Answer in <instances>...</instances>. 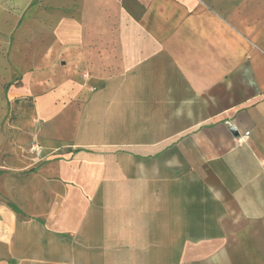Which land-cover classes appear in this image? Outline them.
<instances>
[{
    "label": "crops",
    "instance_id": "obj_1",
    "mask_svg": "<svg viewBox=\"0 0 264 264\" xmlns=\"http://www.w3.org/2000/svg\"><path fill=\"white\" fill-rule=\"evenodd\" d=\"M33 3L52 153L0 204V264H264V0Z\"/></svg>",
    "mask_w": 264,
    "mask_h": 264
},
{
    "label": "rangeland",
    "instance_id": "obj_2",
    "mask_svg": "<svg viewBox=\"0 0 264 264\" xmlns=\"http://www.w3.org/2000/svg\"><path fill=\"white\" fill-rule=\"evenodd\" d=\"M196 1L221 12L238 2ZM34 7L33 0H0V204L19 202L37 188V180L29 175L28 148L35 138L36 121L27 87L37 85L46 74L41 71L46 58L53 57L60 65L57 50H47L54 43L52 25L40 22L32 13ZM55 75L53 68L48 76Z\"/></svg>",
    "mask_w": 264,
    "mask_h": 264
},
{
    "label": "built area",
    "instance_id": "obj_3",
    "mask_svg": "<svg viewBox=\"0 0 264 264\" xmlns=\"http://www.w3.org/2000/svg\"><path fill=\"white\" fill-rule=\"evenodd\" d=\"M247 134L248 132H246L244 136ZM240 139H242V137ZM28 151L31 157L36 161H41L45 159L50 153H52V152H45V148L37 141H34L29 145Z\"/></svg>",
    "mask_w": 264,
    "mask_h": 264
},
{
    "label": "water",
    "instance_id": "obj_4",
    "mask_svg": "<svg viewBox=\"0 0 264 264\" xmlns=\"http://www.w3.org/2000/svg\"><path fill=\"white\" fill-rule=\"evenodd\" d=\"M230 132L234 135H237V131H236V128L234 126H231L230 127Z\"/></svg>",
    "mask_w": 264,
    "mask_h": 264
},
{
    "label": "trees",
    "instance_id": "obj_5",
    "mask_svg": "<svg viewBox=\"0 0 264 264\" xmlns=\"http://www.w3.org/2000/svg\"><path fill=\"white\" fill-rule=\"evenodd\" d=\"M14 210H16L17 211V208H15L14 206H12V205H10Z\"/></svg>",
    "mask_w": 264,
    "mask_h": 264
}]
</instances>
